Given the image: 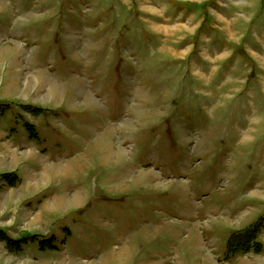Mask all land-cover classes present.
<instances>
[{
    "label": "rangeland",
    "instance_id": "374dc122",
    "mask_svg": "<svg viewBox=\"0 0 264 264\" xmlns=\"http://www.w3.org/2000/svg\"><path fill=\"white\" fill-rule=\"evenodd\" d=\"M0 105V264H264V0H0Z\"/></svg>",
    "mask_w": 264,
    "mask_h": 264
},
{
    "label": "trees",
    "instance_id": "16d2710c",
    "mask_svg": "<svg viewBox=\"0 0 264 264\" xmlns=\"http://www.w3.org/2000/svg\"><path fill=\"white\" fill-rule=\"evenodd\" d=\"M28 109H30L31 112H33V114L35 115H40L42 113V109H35L34 107H27ZM32 108V109H31ZM6 109H8L7 105H0V116H2L4 114V112H6ZM41 111V112H40ZM27 131H29L31 137L33 139L37 138V132L35 131V127L33 124H27L26 125ZM2 180L7 182L10 186H16L19 183V177L14 174V173H8V174H3L1 176ZM261 229V223L258 221L255 224H253L252 226H250L249 228L240 231L236 234H234L231 239H230V243L228 245V255L227 257H233L238 253H247V252H255V253H261L262 252V245L258 242H256L257 240V235L259 234ZM6 240L7 242H9L12 246L13 245H22L28 242V240L26 241V239H21V240H15V241H8L7 237H5V234L3 231L0 230V240ZM37 237L33 236L31 237L30 240H36ZM52 243V244H51ZM54 242L49 240H42L41 241V246L44 249L47 248H53Z\"/></svg>",
    "mask_w": 264,
    "mask_h": 264
},
{
    "label": "crops",
    "instance_id": "0c3cea01",
    "mask_svg": "<svg viewBox=\"0 0 264 264\" xmlns=\"http://www.w3.org/2000/svg\"><path fill=\"white\" fill-rule=\"evenodd\" d=\"M37 132H38V130H37ZM40 135H37V138H35V139H33L32 137H31V135L29 136V138L32 140V141H37V140H39V137ZM5 174H8V173H5ZM15 174V173H14ZM3 175V174H2ZM17 175V174H16ZM18 176V175H17ZM19 177V176H18ZM19 182H20V178H19ZM18 185V184H17ZM253 225V224H252ZM251 225V226H252ZM249 228V227H248ZM247 229V228H246ZM245 230V229H244ZM228 248V247H227Z\"/></svg>",
    "mask_w": 264,
    "mask_h": 264
},
{
    "label": "bare ground",
    "instance_id": "6f19581e",
    "mask_svg": "<svg viewBox=\"0 0 264 264\" xmlns=\"http://www.w3.org/2000/svg\"><path fill=\"white\" fill-rule=\"evenodd\" d=\"M54 166V165H53ZM55 167V166H54Z\"/></svg>",
    "mask_w": 264,
    "mask_h": 264
}]
</instances>
